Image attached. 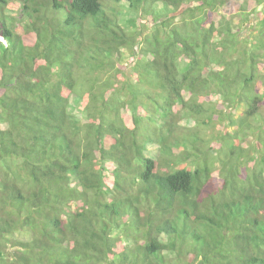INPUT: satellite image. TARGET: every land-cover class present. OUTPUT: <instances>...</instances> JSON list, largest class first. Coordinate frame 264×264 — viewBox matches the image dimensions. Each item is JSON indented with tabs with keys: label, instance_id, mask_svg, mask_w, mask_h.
Segmentation results:
<instances>
[{
	"label": "trees",
	"instance_id": "1",
	"mask_svg": "<svg viewBox=\"0 0 264 264\" xmlns=\"http://www.w3.org/2000/svg\"><path fill=\"white\" fill-rule=\"evenodd\" d=\"M0 37V264H264V0H0Z\"/></svg>",
	"mask_w": 264,
	"mask_h": 264
},
{
	"label": "rangeland",
	"instance_id": "2",
	"mask_svg": "<svg viewBox=\"0 0 264 264\" xmlns=\"http://www.w3.org/2000/svg\"><path fill=\"white\" fill-rule=\"evenodd\" d=\"M193 5H195V3H193V2H191V3H186V4H184L183 6H182V8H181V10L180 11H182L184 8H186L187 6H193ZM154 6H156L157 7V9H160L161 8V6H160V4L159 3H155L154 4ZM7 8H8V13H11L12 15L14 14V15H17V18L18 19H20V12H19V4L18 3H16V2H9V4L7 5ZM262 10H263V5H260L258 8H257V10H255V12L251 15V17H250V23L252 24V25H250V26H248L247 24H241L240 23V21H239V19L241 18V16H239V14L238 13H234V14H227V12H229L228 11V9L227 8H223L222 6L219 8V14H224L226 17L225 18H230V19H233V21H234V28H235V30H237L238 31V28L240 27L241 29H240V32H239V34H241V35H243V34H246V33H248V32H255L254 31V26H255V24H256V21H257V17H259V15H260V13L262 14ZM180 11H178V12H174V13H172V15H178L179 13H180ZM225 11V12H224ZM137 14V12H133V11H131L130 12V14H127V15H125V17L127 18V17H131V16H135ZM149 18V17H148ZM173 21L175 22V23H177L178 21H179V16H177V17H175V19H173ZM139 23H140V19L137 17L136 18V22H135V25H130V24H128V23H126L125 22V24H127V25H129V27L132 29H135L138 25H139ZM0 39H1V37H0ZM132 61V57H130V56H127V58L123 61V65H128L130 62ZM183 60H181L180 61V63L181 64H183ZM257 86L259 87V89H260V92H262V91H264V84L262 85V84H260V83H257ZM219 98L216 96V95H211L210 96V100L212 101H214V102H216V103H219V100H218ZM263 106H264V104H263ZM237 111H239V112H241V109H238ZM73 112H75V113H79L78 111H76V110H73ZM262 112H263V116H264V107H263V109H262ZM183 123H185V121L183 120ZM185 125L186 126H192L193 125V122L192 121H189V122H186L185 123ZM213 127H215V128H213V129H211V128H207V127H204L203 128V131H204V133L205 134H208V136H210V135H215L216 134V129H224L222 126H220V125H218L217 123H215V126H213ZM228 131H232V128H228ZM249 137V138H248ZM247 137V139L244 141L245 143H244V145L245 144H250L251 142V140H252V137L251 136H248ZM214 144H215V146L216 147H218V140L217 139H212L211 140ZM249 153L251 154V151H249ZM259 159H261L260 157H259ZM248 161V160H247ZM257 161H259V160H257ZM249 162V161H248ZM248 162H246V164H244L245 166L247 165H250L251 163L249 162V164H247ZM257 164L259 163V162H256Z\"/></svg>",
	"mask_w": 264,
	"mask_h": 264
}]
</instances>
